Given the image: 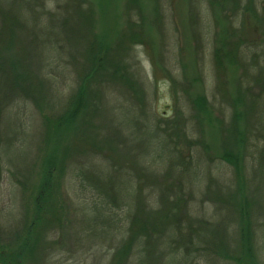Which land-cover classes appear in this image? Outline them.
<instances>
[{"label":"rangeland","instance_id":"rangeland-1","mask_svg":"<svg viewBox=\"0 0 264 264\" xmlns=\"http://www.w3.org/2000/svg\"><path fill=\"white\" fill-rule=\"evenodd\" d=\"M56 1L47 6L57 13ZM88 1L98 34L115 30L116 39L128 14L143 31L123 55L134 95L96 85L89 106L57 136L47 122L67 109L75 78L62 99L47 95L39 110L26 104L23 147L12 144L14 165L4 157L0 172V253L28 240L20 264H111L117 244L89 227L94 218L71 175H97L109 161L114 181L135 155L134 169L180 190L182 208L152 264H264V0H112L103 17V0ZM7 116L15 127L16 111ZM227 148L232 164L223 160ZM50 152L66 163L51 172L49 188Z\"/></svg>","mask_w":264,"mask_h":264},{"label":"trees","instance_id":"trees-1","mask_svg":"<svg viewBox=\"0 0 264 264\" xmlns=\"http://www.w3.org/2000/svg\"><path fill=\"white\" fill-rule=\"evenodd\" d=\"M111 1H101V16L108 15ZM56 2L57 13L48 8L47 0H0V172L4 157L6 163L14 165L7 155L12 144L23 147L22 125L29 122L25 115L27 103L39 110L47 95L62 99L64 86L74 88L67 99V109L55 119H47V128L57 136L89 106L96 85L103 90L122 86L124 90H118L120 95H134L123 55L143 40L137 22L128 14L115 39V30L96 32V10L88 0ZM70 67L75 75L66 71ZM35 68H39L38 74ZM11 109L17 113L15 127L9 126L7 114ZM66 152H71L70 148ZM54 157L51 152L45 157L47 181L58 163H66L64 158ZM129 158V165L121 168V174L114 172L118 178L115 182L110 176L112 164L106 161L99 165L101 171L97 175L96 170L73 172L71 183L82 210L92 213L94 219L89 227L97 237L111 238L117 244L111 264H152L156 243L163 237L172 212L182 208L180 190L149 170L145 173L143 169H134L137 158ZM223 160L234 162L231 148H227ZM144 187L148 188L146 195ZM181 218L175 217L176 224ZM28 243L25 240L19 252L2 251L0 263L20 264ZM161 257L165 261L164 253ZM165 262L174 263L170 258Z\"/></svg>","mask_w":264,"mask_h":264},{"label":"water","instance_id":"water-1","mask_svg":"<svg viewBox=\"0 0 264 264\" xmlns=\"http://www.w3.org/2000/svg\"><path fill=\"white\" fill-rule=\"evenodd\" d=\"M1 264V263H0Z\"/></svg>","mask_w":264,"mask_h":264}]
</instances>
